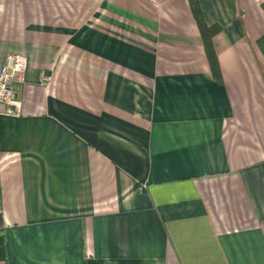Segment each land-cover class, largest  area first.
Listing matches in <instances>:
<instances>
[{
  "label": "crops",
  "instance_id": "1",
  "mask_svg": "<svg viewBox=\"0 0 264 264\" xmlns=\"http://www.w3.org/2000/svg\"><path fill=\"white\" fill-rule=\"evenodd\" d=\"M196 2L217 75L190 0H0V264H264V0Z\"/></svg>",
  "mask_w": 264,
  "mask_h": 264
},
{
  "label": "built area",
  "instance_id": "2",
  "mask_svg": "<svg viewBox=\"0 0 264 264\" xmlns=\"http://www.w3.org/2000/svg\"><path fill=\"white\" fill-rule=\"evenodd\" d=\"M28 59L21 53H8L0 60V102L4 103L9 113L16 112V83L23 80ZM50 75H42L41 83L48 84Z\"/></svg>",
  "mask_w": 264,
  "mask_h": 264
},
{
  "label": "trees",
  "instance_id": "3",
  "mask_svg": "<svg viewBox=\"0 0 264 264\" xmlns=\"http://www.w3.org/2000/svg\"><path fill=\"white\" fill-rule=\"evenodd\" d=\"M191 8L199 27L202 42L205 49L206 56L208 58L212 73L217 75L219 73L218 60L212 43L213 35L219 30V26L216 24L207 25L200 14L196 0H190Z\"/></svg>",
  "mask_w": 264,
  "mask_h": 264
}]
</instances>
